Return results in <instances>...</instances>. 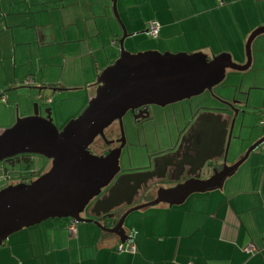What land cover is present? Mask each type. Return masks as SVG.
Returning <instances> with one entry per match:
<instances>
[{"label": "crops", "instance_id": "obj_1", "mask_svg": "<svg viewBox=\"0 0 264 264\" xmlns=\"http://www.w3.org/2000/svg\"><path fill=\"white\" fill-rule=\"evenodd\" d=\"M221 1L118 0V15L127 34H139L125 41L129 53H202L210 59L228 54L237 64H245L249 36L264 27V0ZM111 6L110 0H0V56L12 46L9 59L13 58L10 81L5 79L0 97L5 88L29 89L38 92L37 99L42 94L51 101L47 91L52 90L42 88L58 86L60 93L83 92V110L95 96L100 74L120 57L112 42L118 44L121 28ZM150 22L160 25V33L148 49ZM254 41L258 66L264 62V35ZM70 63H80L81 70L74 68L72 79L67 80ZM52 74L58 77L56 83ZM26 78L33 84L21 85ZM28 106L24 105L22 118L32 114ZM5 127H0V133ZM255 139L233 145L241 146L232 159L231 147L228 165L237 162ZM262 145L220 188L193 194L178 206L160 204L130 213L123 228L136 247L134 253L119 252V239L92 224L77 225L71 236L70 220H49L8 238L0 246V264H264ZM168 148H158L149 160L165 157ZM156 192L149 193L150 201L156 199ZM250 245L258 252L247 253Z\"/></svg>", "mask_w": 264, "mask_h": 264}, {"label": "water", "instance_id": "obj_2", "mask_svg": "<svg viewBox=\"0 0 264 264\" xmlns=\"http://www.w3.org/2000/svg\"><path fill=\"white\" fill-rule=\"evenodd\" d=\"M111 2L114 17L122 30L118 42L120 57L98 77L95 96L85 110L59 130L51 119V110L46 109L43 115L35 103L30 116L19 118L17 115L15 123L0 133V163L20 155L38 156L50 162L49 169L36 180L0 191V246L14 234L49 220H70L76 226L92 224L102 232L115 235L124 244L129 238L123 225L130 213L160 204L178 206L193 194L220 188L225 179L264 144V138L260 139L237 162L228 165L231 147L242 141L241 126L237 127L239 135H235L241 111L234 107V101L221 99L219 102L224 108L214 110L225 119L209 131L212 137L194 141L191 148L185 150L186 154L179 157L184 140H174L167 150L173 158L172 163L163 168L160 178H156L155 169L151 170L153 163L148 160L141 172L115 179L120 174L119 159L125 140H118L120 146L105 156H95L88 150L95 139L104 137V131L115 122H120L122 127V119L129 111L190 100L220 85L228 70H249L252 42L264 35V27L249 36L245 46L246 63L241 66L234 64L228 54L211 59L202 53L148 51L133 55L125 51L124 43L139 34H127L117 12V0ZM22 99L28 101L29 96L22 95ZM213 163H220L222 169L211 171L209 168ZM174 173L176 182L182 175H188V178L173 187L160 186V180ZM141 176L145 180L141 181ZM113 181L107 193L115 199L152 189H157V196L151 202L128 210L114 227L109 228L113 213L121 205L106 207L109 199L101 194ZM123 181H127L124 186ZM96 198L95 204L87 209ZM130 205L132 203H127Z\"/></svg>", "mask_w": 264, "mask_h": 264}, {"label": "rangeland", "instance_id": "obj_3", "mask_svg": "<svg viewBox=\"0 0 264 264\" xmlns=\"http://www.w3.org/2000/svg\"><path fill=\"white\" fill-rule=\"evenodd\" d=\"M116 7L118 12V0ZM119 37H122V30ZM146 40L147 44H149L146 46L148 49L152 48V44H155L156 42V39L149 37H146ZM254 42L251 45L252 65L249 70L245 72H235L228 70L226 72L225 80L220 85L214 87L211 92L206 91L199 96L191 98L190 100L168 105L165 108H156L154 110L155 120L153 123L150 122L135 128L133 122L126 118L123 121L126 140L119 159L120 173L123 174L146 167L150 154L158 151V148H167L174 141L177 132L176 126L178 125V127L181 128L183 123L181 109H184L185 111H189L190 107L192 109L201 107L214 109L222 106L219 102L221 99L239 102L241 108L240 118L246 115L245 124H243V131L241 130L240 133L241 140H247L253 137L256 138L257 140H255L258 142L260 139L264 138V70L259 71L257 68H255L260 66L264 67V62L262 65L258 66L254 64ZM115 47L119 49L118 44ZM262 47V49H264V45H262ZM11 48H6L3 58L0 56V89L4 88V82L6 78L8 81H10L9 79L13 72V58L10 56L9 59V52ZM124 49L125 51L129 52L128 46L125 43ZM148 51L153 50H138L135 54ZM26 52L27 51L24 52L25 58H27ZM158 53L161 54V52ZM132 54L134 55V53ZM244 57V61L246 62L245 48ZM18 61L20 62V60ZM232 62L236 65H244L237 64L234 61ZM74 68H76L77 72H80V63L74 65L73 63H70L68 65L67 74H69L67 76L68 79L66 78L67 80L72 79V72ZM57 81L58 77H55L52 74V83H56ZM15 89L16 88H5L3 92H1L3 93V96L7 97L9 104L4 105L0 103V127L6 126L9 128L15 123L17 117L16 106L18 107V117L22 118L21 115L25 113L24 105L29 104L28 107L32 108L33 111V104L35 101V103L40 105V110L43 115L46 109L51 110V119L54 125L59 130H62L68 124V122L76 119L88 105L86 104L85 108L80 110L85 104L84 100L82 101L83 98L81 97L83 92L60 93L58 90L47 91V94L51 99V104L45 105L36 98L38 94L36 90L20 89L16 91ZM86 92H88V90H86ZM22 95L29 96V100L23 101ZM81 101L83 102L82 104H80ZM11 120H13V124H11ZM6 127L3 129H6ZM235 135H239L238 128L235 131ZM157 140L160 141L158 142ZM255 143L256 142L253 144ZM96 144L101 146L99 141H97ZM240 146H233L234 149H231V153L229 155L231 159L234 152H236V154L238 153ZM251 146H249V148ZM258 148L262 150L263 145ZM45 164L49 165V161L45 160L44 158L38 156L23 157V155L19 159H16L13 163L1 162L0 191L8 186L19 183L22 178L29 181L36 180L39 177L38 175H42L49 169L50 166L46 167Z\"/></svg>", "mask_w": 264, "mask_h": 264}, {"label": "flooded vegetation", "instance_id": "obj_4", "mask_svg": "<svg viewBox=\"0 0 264 264\" xmlns=\"http://www.w3.org/2000/svg\"><path fill=\"white\" fill-rule=\"evenodd\" d=\"M234 107L236 109H241L240 108V104L239 102L234 101ZM166 107V106H165ZM165 107H161V106H155V105H148V106H143L140 108H137L133 111H129L126 113V115L123 117L122 119V127H121V123L120 122H115L113 123L108 129H106L104 131V137H98L95 139V141L92 143V145L89 147V152L92 155L95 156H105L108 152L118 148L120 146V144L117 143L118 140H126L125 138V133H124V120L126 118L130 119L131 122H133L134 127L138 128L140 126H143L147 123H150L155 120V112L154 110L156 108H165ZM217 108H224L223 106L221 107H217ZM181 114H182V118H183V123L181 128L177 127V132H176V136L174 138V140H184V144L182 146V150L179 153L178 157L183 155V149L187 150L189 148H191V145L194 141L199 142V140H202V137H206L205 140H209L212 135L210 134L211 129L215 126H219L222 121L225 119H222L220 117V115H218V110H214V109H209V108H195L192 109L190 107L189 111H185L184 109H181ZM231 115L233 113H230ZM243 118H238V121L236 123V128L238 126H241V130L243 131ZM5 130V129H4ZM210 131V132H209ZM210 135V137L208 138V136ZM99 141L101 143V146H99L98 144H96V142ZM188 141H190L188 143ZM108 142H114L113 144H107ZM185 143H187L188 145L186 147H184ZM22 155L17 156L13 159L4 161L5 163L11 162L13 163L16 159H19ZM23 157H33L32 155H23ZM172 157L169 156V153H167V155L163 158H156L155 160H151V162L153 163L151 170L155 169L154 174L156 175V178H160V176H162V172H163V168L167 165H170L172 163ZM49 166H50V162H49ZM211 171L217 169L218 171H220L222 169L220 163H213L210 164V168ZM150 170V169H149ZM145 171V170H144ZM141 172V170H134L131 172H127V173H120L115 179H117L119 176L121 175H125V174H135ZM40 176V175H38ZM177 178V176L174 174L170 175V176H166L165 180H160V186H169V187H173L176 186L179 183H182L184 181H186V179L188 178V175H182L180 177L179 182H176L175 179ZM142 180H145V177L139 178ZM33 181V180H32ZM28 183L31 182L29 180H26L24 178L21 179V181H19V183ZM127 181H123L122 184L123 186L126 185ZM18 184V183H16ZM114 184V181L111 183V185L106 188L105 190L102 191V195H106L105 198H108L109 201L108 205H106V207L108 206H114L117 203H119L121 205L120 208H118L113 214H114V219L113 222L110 223L108 226L109 228L114 227L117 222L120 220V218L123 216L124 213H126L128 210L132 209L133 207H135L136 205H139L140 202H143L142 204H146L148 202H151L148 198L149 193L152 190L149 191H142L140 194H137L135 192L130 193V195L126 196H120L119 199H115L113 197H111L110 195H108V191L110 189V187ZM164 184V185H163ZM126 187V186H125ZM124 187V188H125ZM129 187V185L127 186ZM98 200V198L94 199L89 207H87V209H89L91 206H93L95 204V202ZM127 203H132V205L127 206ZM101 210V209H100Z\"/></svg>", "mask_w": 264, "mask_h": 264}, {"label": "built area", "instance_id": "obj_5", "mask_svg": "<svg viewBox=\"0 0 264 264\" xmlns=\"http://www.w3.org/2000/svg\"><path fill=\"white\" fill-rule=\"evenodd\" d=\"M221 1V0H220ZM221 4H222V1H221ZM159 33H160V25L157 23V22H150L148 24V28H147V35L152 38V39H157L158 36H159ZM115 43H112V45H114ZM33 84V81L31 78L29 79H26L22 82V85L23 86H30ZM39 100H43L42 97L39 98ZM0 102L2 103H6L7 100L6 98L3 96L0 98ZM45 103L46 104H50L51 101L49 99H46L45 100ZM264 121V119H263ZM263 123V122H262ZM67 231L68 233L71 235V236H74L76 234V224L72 221H70L69 225H68V228H67ZM118 251L119 252H128V253H134L136 252V247L135 245L131 242V241H127V245L125 246L124 244H121L119 247H118ZM246 252L249 253V254H255L258 252V249L256 246L254 245H250L246 248Z\"/></svg>", "mask_w": 264, "mask_h": 264}, {"label": "trees", "instance_id": "obj_6", "mask_svg": "<svg viewBox=\"0 0 264 264\" xmlns=\"http://www.w3.org/2000/svg\"><path fill=\"white\" fill-rule=\"evenodd\" d=\"M112 43H115L114 45L116 46V42H115V41L112 42ZM26 79H29V78H26ZM26 79H25V80H26ZM23 81H24V80H23ZM32 81H33V80H32ZM21 85H22V84H21ZM24 87H28V86H24ZM43 89L56 91V90L58 89V86H50L49 88H42V90H43ZM1 97H3V95H2ZM1 97H0V98H1ZM4 97H5L6 100H7V102H6L5 104H7V103H8V99H7L6 96H4ZM40 97L43 98V100H39L40 102H43L45 105H49V104H46V103H45V100H46L47 98H45L42 94H39L38 99H39ZM48 99H49V98H48ZM0 103H2V102H0ZM2 104H4V103H2Z\"/></svg>", "mask_w": 264, "mask_h": 264}]
</instances>
